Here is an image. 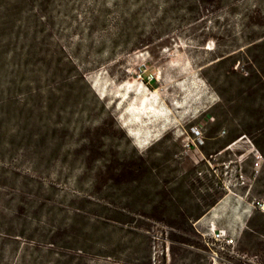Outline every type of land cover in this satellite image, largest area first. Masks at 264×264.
<instances>
[{"label": "rangeland", "instance_id": "rangeland-1", "mask_svg": "<svg viewBox=\"0 0 264 264\" xmlns=\"http://www.w3.org/2000/svg\"><path fill=\"white\" fill-rule=\"evenodd\" d=\"M256 202L264 0H0V264H264Z\"/></svg>", "mask_w": 264, "mask_h": 264}, {"label": "trees", "instance_id": "trees-1", "mask_svg": "<svg viewBox=\"0 0 264 264\" xmlns=\"http://www.w3.org/2000/svg\"><path fill=\"white\" fill-rule=\"evenodd\" d=\"M230 144L231 143H229L228 145ZM183 184L184 182L181 183L180 185L181 188L183 187ZM189 185L190 187H194V184L191 182ZM224 196H225L224 192L220 193V196L216 200H214L211 204L206 206L205 210L197 214L188 213V212L187 213L180 212L175 217H173L172 215L162 214V213L146 214L145 216L153 221L162 222L168 225L169 227H176L177 229H180L186 233L193 234L194 232L193 224L199 221L206 213H208ZM169 202H171V200ZM160 204H164V200L163 201L161 200ZM189 242H192V241L188 240V243ZM259 250H262V249H259Z\"/></svg>", "mask_w": 264, "mask_h": 264}, {"label": "built area", "instance_id": "built-area-1", "mask_svg": "<svg viewBox=\"0 0 264 264\" xmlns=\"http://www.w3.org/2000/svg\"><path fill=\"white\" fill-rule=\"evenodd\" d=\"M195 134L198 135V137L195 138V140L196 141L200 140L201 143H203L202 133L198 128H196ZM192 145L197 146V144L194 141H192ZM186 146L189 149L191 148V144H187ZM254 158H255V166L253 168V171H254V178H256L260 172L261 169L260 163L261 161H263V157L261 154L257 153L256 155H254ZM254 207L264 212V203L256 202V205ZM212 238L214 242L220 243L222 245V249H226L235 245V239L232 236L226 235L225 232L222 230L213 231Z\"/></svg>", "mask_w": 264, "mask_h": 264}]
</instances>
